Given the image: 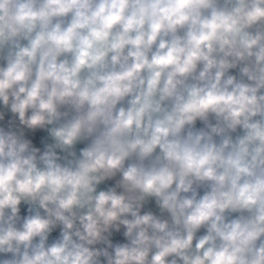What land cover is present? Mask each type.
<instances>
[{
  "label": "clouds",
  "instance_id": "9594fccd",
  "mask_svg": "<svg viewBox=\"0 0 264 264\" xmlns=\"http://www.w3.org/2000/svg\"><path fill=\"white\" fill-rule=\"evenodd\" d=\"M0 264H264V0H0Z\"/></svg>",
  "mask_w": 264,
  "mask_h": 264
}]
</instances>
